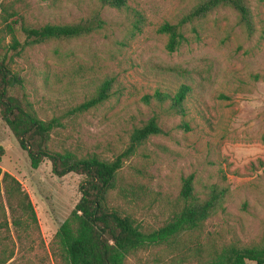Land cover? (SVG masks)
<instances>
[{
	"label": "rangeland",
	"instance_id": "374dc122",
	"mask_svg": "<svg viewBox=\"0 0 264 264\" xmlns=\"http://www.w3.org/2000/svg\"><path fill=\"white\" fill-rule=\"evenodd\" d=\"M26 1L24 19L34 27L75 23L95 12L105 22L98 33L46 42L15 58L26 96L43 120L64 116L113 79L106 102L64 117L51 135L52 148L112 161L127 148L132 128L155 116L165 134L150 138L124 161L119 182L135 193L122 200L115 192L113 204L142 228L157 229L171 218L182 181L192 177L199 196L210 185L228 190L225 211L206 222L202 244L259 242L264 234V0H248L252 36L239 28L234 12L221 9L179 27L188 42L174 53L165 50L167 38L157 29L166 22L178 25L200 0H127L121 11L100 8L95 0ZM181 85L190 88L184 116L167 114L168 103L141 101L158 90L173 94ZM12 94L20 96L22 90ZM0 169L28 194L44 244L35 239L30 249L9 223L0 241L14 252L10 264H37L36 258L51 264L49 244L80 198L82 177L57 178L48 161L31 169L1 118ZM182 243L190 247L193 236ZM175 254L154 248L128 264H174Z\"/></svg>",
	"mask_w": 264,
	"mask_h": 264
},
{
	"label": "trees",
	"instance_id": "16d2710c",
	"mask_svg": "<svg viewBox=\"0 0 264 264\" xmlns=\"http://www.w3.org/2000/svg\"><path fill=\"white\" fill-rule=\"evenodd\" d=\"M95 2L100 8L121 11L126 7L127 0ZM26 7V0H8L0 4V118L20 150L26 153L31 169L35 170L43 161H48L51 173L57 178L68 174L82 177L80 198L49 244L51 264H128L139 253L154 248L176 252L170 258L174 264H264V234L259 242L247 245L236 240L223 244L200 242L206 222L225 211L223 205L227 188L210 185L199 196L194 192L192 177L183 180L171 218L157 229L142 228L122 208L113 204L115 192L122 200L135 193L119 182L124 161L150 138L165 134L155 116L132 128L127 148L112 161L96 156L81 158L67 150L52 148L51 135L63 126L64 117L86 113L106 102L113 79L100 83L91 97L68 110L64 116L43 120L26 96L25 80L17 70L15 58L21 57L25 50L46 42L98 33L105 22L99 12H95L75 23H46L34 27L25 22ZM221 9L236 14L237 25L247 36L254 34L255 24L248 0H200L178 25L166 22L158 27L157 33L167 38L165 50L174 53L188 42L179 27L204 20ZM192 31L196 37L197 31ZM17 87L22 90L20 96L12 94ZM189 92L188 86L181 85L173 94L158 90L143 96L141 101L146 105L154 101L159 106L168 103L164 110L167 114L184 116V102ZM182 127L188 130L186 124ZM9 223L23 234L30 249L36 243L35 239L44 248L28 194L13 176L0 169V233L3 227L8 228ZM186 236H193L190 247L182 243ZM13 256V250L8 251L6 244L0 241V264H10ZM36 260L37 264H43L42 259Z\"/></svg>",
	"mask_w": 264,
	"mask_h": 264
}]
</instances>
